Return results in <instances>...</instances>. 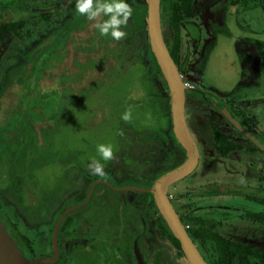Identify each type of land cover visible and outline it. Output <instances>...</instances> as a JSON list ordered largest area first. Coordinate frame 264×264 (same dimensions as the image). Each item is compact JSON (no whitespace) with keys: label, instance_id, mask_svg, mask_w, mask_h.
<instances>
[{"label":"rangeland","instance_id":"1","mask_svg":"<svg viewBox=\"0 0 264 264\" xmlns=\"http://www.w3.org/2000/svg\"><path fill=\"white\" fill-rule=\"evenodd\" d=\"M73 1H59L50 16H29L21 36L7 35L0 44V207L31 239L37 255L53 252L57 218L85 201L94 180L142 186L121 173L146 168L139 150L145 132L155 131L150 135L158 142L160 154L154 157L160 166L181 148L170 92L153 68L147 27L137 29L138 12L124 29L127 36L115 41L100 36L95 21L76 14ZM189 1L180 43L184 81L215 103L240 110L245 104L251 131L264 140V0H249L248 7L243 0ZM169 37L172 41L173 33ZM129 108L125 122L121 115ZM187 121L200 158L189 176L169 187L179 215L206 218L227 238L264 249V222L246 216L255 208L243 195L264 194V152L247 144L223 153L200 137L208 130L206 115L192 112ZM101 143L114 146L113 160H101L96 151ZM93 158L104 165L103 176L90 173ZM213 183L240 193L199 194ZM136 192L98 185L92 200L70 213L72 223L59 237L60 264L68 263L71 251L74 259L88 252L87 259L97 264H134L126 259L130 236L140 231L131 202ZM146 221L150 231L139 236L142 250L147 241L168 245L167 255L164 247L149 245L155 249L152 264H189L161 233L150 203Z\"/></svg>","mask_w":264,"mask_h":264},{"label":"trees","instance_id":"2","mask_svg":"<svg viewBox=\"0 0 264 264\" xmlns=\"http://www.w3.org/2000/svg\"><path fill=\"white\" fill-rule=\"evenodd\" d=\"M59 1L64 2L65 0H0V44L7 35L21 36L22 34L20 32L24 29L25 24L27 23L26 19L29 18V16L41 13L50 16L58 8V6L56 5ZM243 1L244 7H248L250 4L249 0ZM128 3L133 8V15L130 19L133 20L135 12H138L140 19L137 29H146V1L128 0ZM166 3L167 0H161V20L163 34L170 53L181 71V30L183 22L186 24L188 23L186 19L190 11V1L171 0L169 7H167ZM71 6L72 8H75V1H73ZM44 7H46L45 11L42 10ZM167 8L170 11H168ZM93 22H90V25H93ZM170 32L173 33L172 41H169ZM79 33L81 34V32L75 31V36H77ZM70 37H74L72 36V33L70 34ZM149 49L155 73L159 75V77L167 86L166 79L164 78V75L157 63L156 57L150 45ZM213 102L214 101L212 100V98H208L206 94L196 86L186 89L187 120L188 117L190 118L192 112L196 114H204L208 117V130L206 132H200V137L202 138V140L205 142L207 141L211 147L220 146L223 153L234 151L247 144L251 145L254 149L260 150L247 136H245L240 130L235 127L233 123L229 121V119L221 112L220 108L227 106L231 110L232 114L236 118H238L245 127H248L250 129L249 117L246 116V114L242 110L236 108L234 109V107L230 106L228 103L221 102L217 103V105H214ZM154 132L155 131L145 132L146 136L143 138L144 144L139 145V150L143 154L140 160L142 161V163H145L146 168L140 167L138 168V171H134L133 169H127V171L124 170V172L122 171L121 173L122 178L126 180L139 179L142 183V186H150L159 175L182 163L185 160L186 151L185 148L181 145L180 151L178 152L176 157L172 159L167 164V166H160L159 160L157 159V157H154V155L157 156L160 154V151L156 147V144H158V142L156 143L157 139L150 135ZM139 146L137 147L139 148ZM100 184H102L106 188H110L104 183H98L95 188ZM215 184L216 183H213L209 188L201 191L199 194H202L203 196H209L221 194L235 195V193H240L239 189L237 190V188L233 189L234 187L231 186L219 188L218 186H215ZM248 188L249 187L244 189ZM243 195L246 199L255 201V203L261 205L260 209L249 211L246 213V216L251 218L252 220L264 222V194H260V192H254L250 194L245 193ZM147 196L151 198L150 202L146 200ZM131 202H135L136 204L134 205L138 211V228L140 229V231L137 235L130 236L131 239L129 243V249L131 254L128 253V257L126 259L128 263L133 260L134 264H138L136 253L134 250V241L137 238L139 249L146 264H152V262L155 261L154 252L157 247H159V249H157L159 251H161L163 247L165 248L164 251L167 248L165 244H158L157 242L153 241L152 242L154 244L150 242L148 243V241L145 243L147 249L146 251H143L141 248L139 236L146 235L150 231L148 223L146 221V209L148 203H150L154 208V214L156 215V220L158 222L161 233L167 236L171 240V242L179 249V254L183 255L180 242L173 235L166 221L160 214L154 202L153 195L149 192L137 191L135 200L133 199V201L131 200ZM134 205L132 206L134 207ZM70 215L71 214H68L64 217L59 228V237L60 234L67 228V226L71 224L72 219ZM0 218L3 219V221L6 223L9 233L15 238L19 247L23 249L25 255L28 258L34 259L40 256L36 254L31 239L19 229L18 225L5 212L0 211ZM181 220L185 226L188 225V233L191 235L199 250L210 264H264V249H258L247 244L230 240L215 229V224L210 225L206 218L181 216ZM94 244L95 243L91 244V246ZM149 245L151 247H154L155 249L151 248ZM61 258L62 256L60 255V259L57 264H60Z\"/></svg>","mask_w":264,"mask_h":264},{"label":"water","instance_id":"3","mask_svg":"<svg viewBox=\"0 0 264 264\" xmlns=\"http://www.w3.org/2000/svg\"><path fill=\"white\" fill-rule=\"evenodd\" d=\"M145 1L147 3L146 24L150 46L167 82L170 92L173 129L178 141L185 148V160L159 175L150 186H116L112 182L105 179H98L94 181L88 190L85 201L81 204L68 207L57 218L52 232L51 243L53 254L51 256L43 255L34 259L28 258L23 249L19 247L15 238L9 233L5 222L0 218V264L57 263L60 257L59 228L64 217L72 211L87 205L91 200L95 186L98 183H104L116 191L136 190L151 193L160 214L166 221L173 235L179 240L181 249L188 263L210 264L199 250L191 235L188 233L187 228L182 222L180 215L169 195V187L173 183L189 176L196 169L199 163L200 150L198 142L189 128L186 116V89L189 88V85L184 81L182 73L172 57L164 38L161 20V0ZM220 109L238 130H240L260 150L264 152V143L256 136L255 133L245 127L241 121L232 114L231 110L227 106L221 107ZM134 248L138 264H146L143 260L137 241L134 243Z\"/></svg>","mask_w":264,"mask_h":264},{"label":"clouds","instance_id":"4","mask_svg":"<svg viewBox=\"0 0 264 264\" xmlns=\"http://www.w3.org/2000/svg\"><path fill=\"white\" fill-rule=\"evenodd\" d=\"M75 11L76 14L86 17L88 21H95L93 27L98 30L100 36H111L115 41L127 36L124 29L133 15V8L128 0H75ZM121 119L125 122L131 119L130 108L121 115ZM96 151L105 162L115 158L112 144H98ZM88 168L92 175L105 174L104 165L98 159L93 158Z\"/></svg>","mask_w":264,"mask_h":264},{"label":"flooded vegetation","instance_id":"5","mask_svg":"<svg viewBox=\"0 0 264 264\" xmlns=\"http://www.w3.org/2000/svg\"><path fill=\"white\" fill-rule=\"evenodd\" d=\"M214 103V105H217V103H215V102H213ZM248 128V127H247ZM257 136V135H256ZM259 138V137H258ZM260 139V138H259ZM261 140V139H260ZM262 141V140H261ZM263 143H264V141H262ZM262 151V150H261ZM263 152V151H262ZM98 179H100V178H98ZM98 179H96V180H98ZM96 180H94V181H96ZM93 181V182H94ZM120 186H122V185H120ZM252 189H254V188H252ZM260 190V189H259ZM247 201H249V203H251L252 205H254V210H251V211H255V210H258V209H260V206L261 205H258L257 203H255V201H250V200H248V199H246ZM174 204V203H173ZM258 205V206H257ZM175 206V208H176V205H174ZM176 210H177V208H176ZM0 211H2V212H4L2 209H1V207H0ZM250 211V210H249ZM249 211H246V213L247 212H249ZM177 212H178V210H177ZM179 213V212H178ZM8 215V214H7ZM180 218H181V216H180ZM3 220V219H2ZM254 221H256V220H254ZM72 223V222H71ZM6 224V223H5ZM70 225V224H69ZM79 234H84V231H82V232H78ZM220 233V232H219ZM221 234V233H220ZM224 236V235H223ZM226 237V236H225ZM230 239V238H229ZM230 240H232V239H230ZM135 241H137V239L135 240ZM135 241H134V243H135ZM233 241H235V240H233ZM235 242H239V241H235ZM138 243V242H137ZM239 243H242V242H239ZM243 244H246V243H243ZM247 245H249V244H247ZM167 246V248H166V250H165V253H166V251H167V249H168V245H166ZM251 246V245H250ZM139 247V246H138ZM253 247V246H252ZM255 248H257V247H255ZM59 249H60V247H59ZM258 249H260V248H258ZM71 250V249H70ZM134 250H135V248H134ZM53 254V252L51 253V254H49V255H47V256H51ZM184 254V253H183ZM60 255H61V251H60ZM75 254H73L72 253V251H71V253H70V255H69V259H68V263H66V264H77V262H81L80 264H97V262H99V261H97V260H91V259H87V257H86V255H88V252H83V256H81L82 258H80V259H78V256L76 255V257H77V259H74V256ZM166 255H167V253H166ZM40 256H43V255H40ZM185 256V255H184ZM137 258V257H136ZM59 259H60V257H59ZM80 260V261H79ZM59 262V261H58ZM57 262V263H58ZM138 262V261H137ZM57 263H53V264H57ZM129 263H131V261L129 262Z\"/></svg>","mask_w":264,"mask_h":264},{"label":"crops","instance_id":"6","mask_svg":"<svg viewBox=\"0 0 264 264\" xmlns=\"http://www.w3.org/2000/svg\"><path fill=\"white\" fill-rule=\"evenodd\" d=\"M246 107H247V106H246L245 104L242 105V107H241L242 109H241V110H242L243 112H246V110L244 109V108H246ZM238 109H240V108H238ZM243 109H244V110H243ZM246 113H247V112H246ZM248 117H249V116H248ZM249 119H250V117H249ZM250 122H251V119H250ZM251 124L253 125V123H251Z\"/></svg>","mask_w":264,"mask_h":264},{"label":"built area","instance_id":"7","mask_svg":"<svg viewBox=\"0 0 264 264\" xmlns=\"http://www.w3.org/2000/svg\"><path fill=\"white\" fill-rule=\"evenodd\" d=\"M188 84V83H187ZM189 85V84H188ZM188 225H186V228H187Z\"/></svg>","mask_w":264,"mask_h":264}]
</instances>
